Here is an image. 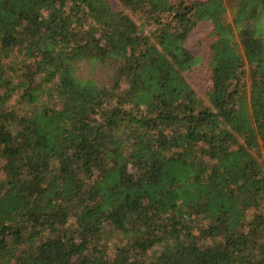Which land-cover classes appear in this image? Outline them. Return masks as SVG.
<instances>
[{
    "label": "trees",
    "instance_id": "1",
    "mask_svg": "<svg viewBox=\"0 0 264 264\" xmlns=\"http://www.w3.org/2000/svg\"><path fill=\"white\" fill-rule=\"evenodd\" d=\"M118 2L0 0V264H264V0Z\"/></svg>",
    "mask_w": 264,
    "mask_h": 264
},
{
    "label": "rangeland",
    "instance_id": "2",
    "mask_svg": "<svg viewBox=\"0 0 264 264\" xmlns=\"http://www.w3.org/2000/svg\"><path fill=\"white\" fill-rule=\"evenodd\" d=\"M113 10L119 7L118 0H107ZM175 2L177 0H170ZM212 24L210 22H199L188 34L185 40L186 48L195 55L201 57V62L185 72L187 82L192 85L198 96L203 97L211 87L210 44L212 41ZM257 159L264 169V152L257 154Z\"/></svg>",
    "mask_w": 264,
    "mask_h": 264
}]
</instances>
